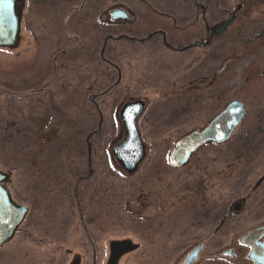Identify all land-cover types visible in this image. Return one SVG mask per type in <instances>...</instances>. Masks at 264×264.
Wrapping results in <instances>:
<instances>
[{
    "label": "rangeland",
    "instance_id": "rangeland-1",
    "mask_svg": "<svg viewBox=\"0 0 264 264\" xmlns=\"http://www.w3.org/2000/svg\"><path fill=\"white\" fill-rule=\"evenodd\" d=\"M151 1L167 15L139 0H123L138 21L114 26L102 22L105 10L115 6L111 0H88L82 10L77 8L83 0H28L18 47L0 48V169L11 175L14 200L30 207L22 230L0 249V264H72L77 256L80 264H91L90 245L71 208L89 159L94 175L79 190L96 241L140 242L143 189V201L153 206L145 214L157 212L156 243L120 264H172L209 234L199 264H226L209 259L264 220V182L252 189L264 174V0H199L210 27L235 14L227 31L203 48L171 51L160 37L108 41L106 56L122 82L93 104L91 95L118 78L99 56L106 34L143 37L163 28L157 26L163 21L175 24L168 31L173 44L206 37L193 0ZM138 99L146 103L139 127L156 164L232 100L244 101L249 114L228 142L207 145L186 167L163 168L143 182L123 172L113 153L126 139L120 111ZM100 123L89 156L88 136ZM228 210L233 214L215 234L221 212Z\"/></svg>",
    "mask_w": 264,
    "mask_h": 264
},
{
    "label": "flooded vegetation",
    "instance_id": "flooded-vegetation-1",
    "mask_svg": "<svg viewBox=\"0 0 264 264\" xmlns=\"http://www.w3.org/2000/svg\"><path fill=\"white\" fill-rule=\"evenodd\" d=\"M111 1L114 2L115 6L110 7L111 6L110 5L107 8V10H105V14H104L105 19H104V17H103L104 20L102 19V22L104 24H106V25H114V26L115 25L116 26H123L124 24L131 23V22L134 23V22L138 21L137 18L135 17V15H133V13L126 6H124L122 4L123 0H111ZM139 1L141 3H144L146 6H148L149 9L152 12L158 13V14L163 15V16L167 15L165 12L162 13V11L154 9L153 3H152L151 0H139ZM87 2H88V0H83V2H82L83 4H81V7L77 8V9H80V10L85 9V4ZM15 3H16V11L21 16V28H20L17 44L14 47L7 48V49H15V48L18 47V45L20 43L19 42L20 35L23 32L24 13H25V9L27 7L28 0H15ZM193 3L202 12V18H203V21H204V24H205V30H206V33H207L206 36H207L208 35L207 19H206L207 8L201 2H199V0H193ZM204 12H205V16H204ZM234 15L235 14L233 12L230 13V18L227 21H232V19L234 18ZM162 23H163V21H161V23H158L157 26H163V28H157V29H154L152 31L145 32V35L143 37L137 36V33L139 34V33H143V32H135L136 36H131L130 34H128L126 32L120 33L117 37L113 36L110 33L106 34V36L104 38L103 45H102V47L100 49V52H99V56H100V59L102 60V62H104L105 64H107V65H109V66H111V67H113V68H115L117 70L118 78L113 84L108 86V88H106L104 91H101L98 94L91 95V96H94L93 100L90 99L93 104H96V98H102V97L106 96L110 92L114 91L116 88L120 87L121 82H122V73H121L120 69L118 68V66L115 63H113L106 56V47H107L108 41H110V40H114V41L128 40L130 42L145 43V42L151 41L152 39H154L156 37H160L161 40H162V44L164 45L165 48H167V49H169L171 51H175V52H185L186 51V50H182V48H184L185 46L182 45L181 43L180 44H178V43L177 44H173L172 41H169L170 40V36L168 35V31L170 29L174 28L175 24L172 23V25H170L167 22H165L164 24H162ZM222 23H223V21L218 22V24L211 25L213 35H214L215 30H217V27L220 24H222ZM153 26H155V25H153ZM184 30H185V28H182L181 32L183 33ZM108 36H110V37H109V39L106 42V38ZM119 37H121V38L117 39ZM124 96L125 95H118L117 97L121 98V97H124ZM136 102H143L144 103V112H145L146 103H145V101H143L141 99L128 102L127 104L136 103ZM96 107H97L98 112L100 113V120H101V123H102L103 114L101 113L100 108L98 106H96ZM123 108L120 111V118H121V121L123 123L124 129H125V132H126V137H127V130H126L125 123H124V120H123V117H122ZM144 112L142 113V115L144 114ZM142 115L139 116L138 119H137V127H138V130L140 132L141 137H142V134H141V130H140V127H139V119L142 117ZM101 123L99 124L98 128L100 127ZM207 126H205V127H207ZM101 130H102V126H101ZM195 130H202V129H195ZM195 130H193V131H195ZM192 132H190V133H192ZM94 133H95V131L92 132L88 136V140H87L89 156H91V153H92V145L90 143V138L93 135H95ZM234 134H235V132H234ZM142 140L144 142L143 137H142ZM178 142L173 145V147L171 149V153H170V158L168 156L167 159L163 160L162 164H159V163L156 164L157 162H155V163L151 162V160L148 158V150H149V148L146 145V143L144 142L145 157L139 162V164L135 167L134 170H130L129 167H127L122 161H120L118 159V157L116 156L114 151H113V153H114V155L116 157V160L119 163V165H120V167H121L123 172H125L127 174L135 173V176L138 178V180H142L143 182H145L146 180H152V179L158 177L160 172L162 173L164 171V170H162L163 168H165V170H168L170 167L171 168H174V167H176V168L186 167L194 159L196 154L203 147H205L207 145H211V144L219 145L218 143H215V142H208V143L200 146L192 154V157L190 158V160H189L187 165H185V166H177L175 163L172 162V152L175 149V147L178 144ZM150 163H151V165L148 166ZM147 167H149V168H147ZM0 173H2L4 175V178L2 180H0V186H2L4 189H6V191L8 192V194L10 196V199L13 202H15L16 204L25 205V206L28 207V213H27V216H26V218L24 220V222H25L27 217H28V214L30 212V207L27 204L17 203L14 200V198L12 197L11 191H10V187H9V185L11 183V175H10V173L5 172V171H3L1 169H0ZM93 175H94V170H93L92 165H91V160L89 159V172H88L87 175L80 176L78 178L76 186H75V189H74V198H75V201H76V207H71V208H72V210H76V215H78V218H79V225L82 227V230L85 233L87 242L90 245V248H91V256H90L91 264H120L123 258L127 257L128 255H130L133 252L139 251L142 248V246L149 245V244H153L154 245V243H156V240H157L156 239V236H157L156 231H157V229L154 227L155 224H156V223L154 224V222H157V218L155 217L157 215V212L155 211V214H156L155 216H153V215L149 216V215L145 214V212L148 211V210H151V208H153V206L150 207V204H151L150 202H149V206H148L146 201H143V198H145L144 191H146V190L143 189V191L140 193V198L138 200V205H139L140 209H139V212L137 214L139 222H140V224L142 226V234H141L140 242H134L131 239H116V240H111V241L99 243L98 241H96L94 239L92 233L90 232L92 224H90L86 220V217H85L86 208H84L83 203L80 201L81 197H80V190H79L80 187H81V184L83 182H86L89 179H91L93 177ZM259 180L255 184V186L252 188L253 189V193L264 182V180H263L261 183H258ZM145 188H146V186H145ZM251 195H250V197H251ZM235 210H236V206H235ZM73 214H75V211L73 212ZM232 214H233L232 210H228L225 213V216H223L222 212H221L220 223L215 228V234H217V232H219V230L225 224L228 216H230ZM153 218H155L154 221H153ZM151 221H153V222L151 223ZM23 223L17 229L15 234H18L22 230L21 226L23 225ZM199 228L201 229V228H204V227L200 226ZM256 229H264V220L262 222H260L259 224L255 225V226L253 225V227H251L250 231L247 232L246 234L251 233L252 231H254ZM24 230H26V229H24ZM15 234H14V236H15ZM246 234H244L241 238H239L237 240H233L231 245L227 246L226 248H224L221 251L219 250L218 252H216V254L213 255L212 257H210L209 260H215V261L217 260V261H220V262H224L226 264H255L254 261L249 258V254L251 252V248H249L248 246H246V245L241 243V239ZM14 236L11 239L1 243L0 244V249H3L5 246L9 245L12 242V240L14 239ZM211 237H212V234L211 235L209 234L207 240L206 239L199 240L197 242V244L192 246L191 249H189L187 252H184L180 256H178V258H176L173 261L172 264H186V261H187L189 255L192 252H194L195 250H197L198 248L201 247L200 251L198 252L197 259L193 263H190V264H199L202 261L201 258H202L203 254H204V251H205V249H206V247L208 245V239H210ZM260 241L262 242V244H264V236L261 238ZM133 246H136V247L134 249H129L128 250V248H131ZM125 250H127V251H125ZM153 258L154 257H152V259ZM80 262H81V260L77 256L73 260L72 264H75V263L80 264Z\"/></svg>",
    "mask_w": 264,
    "mask_h": 264
},
{
    "label": "water",
    "instance_id": "water-1",
    "mask_svg": "<svg viewBox=\"0 0 264 264\" xmlns=\"http://www.w3.org/2000/svg\"><path fill=\"white\" fill-rule=\"evenodd\" d=\"M20 28L21 16L16 11L15 0H0V48L14 47L17 44ZM207 31L208 35L203 40H194L182 48V50L207 46L213 37L212 29L208 23ZM109 37L106 38V42ZM90 99L93 100L94 96H91ZM143 112V102L129 103L124 106L122 117L127 130V137L124 142L113 147V151L118 159L129 167L130 170H134L145 157L144 142L137 127V119ZM248 114L249 111L244 101L240 99L232 100L207 127L202 130L193 131L178 142L172 152V162L177 166H185L188 164L192 154L200 146L208 142L218 144L227 142L241 126ZM100 131L101 126L94 134H98ZM3 178L4 175L0 173V180ZM263 180L264 175L258 183H261ZM240 207V204L237 205L236 211ZM27 213L28 207L13 202L6 189L0 186V244L14 236L17 229L24 222ZM263 236L264 229H256L241 239L242 244L251 248L249 258L255 264H264V244L260 241ZM135 247L128 248V250ZM200 249L201 247L189 255L186 264L193 263L197 259Z\"/></svg>",
    "mask_w": 264,
    "mask_h": 264
},
{
    "label": "trees",
    "instance_id": "trees-1",
    "mask_svg": "<svg viewBox=\"0 0 264 264\" xmlns=\"http://www.w3.org/2000/svg\"><path fill=\"white\" fill-rule=\"evenodd\" d=\"M232 21H225L223 22L222 24H220L218 27H217V30H215L214 32V36H220L222 34H224L227 29L230 27Z\"/></svg>",
    "mask_w": 264,
    "mask_h": 264
}]
</instances>
